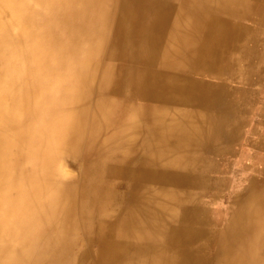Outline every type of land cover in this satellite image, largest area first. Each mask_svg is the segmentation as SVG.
I'll list each match as a JSON object with an SVG mask.
<instances>
[{
    "label": "bare ground",
    "instance_id": "6f19581e",
    "mask_svg": "<svg viewBox=\"0 0 264 264\" xmlns=\"http://www.w3.org/2000/svg\"><path fill=\"white\" fill-rule=\"evenodd\" d=\"M263 24L264 0H0V264H264V155L228 161Z\"/></svg>",
    "mask_w": 264,
    "mask_h": 264
},
{
    "label": "rangeland",
    "instance_id": "374dc122",
    "mask_svg": "<svg viewBox=\"0 0 264 264\" xmlns=\"http://www.w3.org/2000/svg\"><path fill=\"white\" fill-rule=\"evenodd\" d=\"M250 23L251 22H247V24ZM261 35H262L263 43L260 45V50L264 54V24L261 27ZM261 64L262 65L260 67L263 69V71H261L263 73L260 78L261 80H258L257 84L250 86L249 88L251 94H249V100H250L249 110L247 114H245L246 124L241 130L240 138L233 145V147L236 148V152H234L232 156L228 157V161H230L229 163L232 166L233 170L234 171L236 170V172H234V175H229V176L234 180H236V182L240 180V178L244 177L245 172H249L247 170H244V168H242V166L244 167V164L248 163V161L244 159L245 157L247 158L248 156L247 155L242 156L241 155L242 153L239 151L240 148L243 151H247V152L257 151L258 154L264 155V151H263L264 149H262L264 148V117L261 116V112L263 111V106H264V61ZM242 83H239L237 80H234V81H230L229 85L233 87L238 85L243 86ZM236 161H239V164H241L242 166L235 165ZM230 185L228 189L230 188ZM218 208L220 209L221 207L219 206Z\"/></svg>",
    "mask_w": 264,
    "mask_h": 264
}]
</instances>
